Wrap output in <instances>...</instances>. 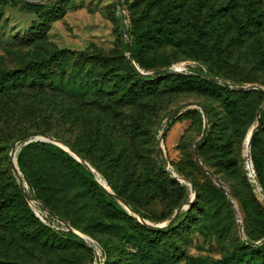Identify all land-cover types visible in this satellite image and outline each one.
<instances>
[{"label":"rangeland","instance_id":"1","mask_svg":"<svg viewBox=\"0 0 264 264\" xmlns=\"http://www.w3.org/2000/svg\"><path fill=\"white\" fill-rule=\"evenodd\" d=\"M35 1L0 0V68L17 69L29 60L47 58L55 50L64 52L65 68L63 72L59 71V76L65 79L76 73L78 76L84 75L90 69V57L85 58L86 54L94 56L103 53L111 58L106 67H101L99 63L93 64L88 82L93 79L97 82L104 81L107 75H112V65L116 69L125 68V42H130L127 33L139 31L145 20L141 16V8L134 6L133 0L121 1L123 19L117 0ZM245 1L237 0L240 11ZM22 2L30 3V6L22 7ZM257 4L264 19V0H257ZM222 5L224 0H207L202 13L191 21L193 34L200 36L199 41L192 38L186 41L187 35L176 37L183 42L179 46L138 41L135 49L139 51L143 65L150 71L162 67L167 61L177 59L173 64L183 70L179 73L205 74L230 85L258 84L264 89V26L259 27L252 35L238 37L229 10L219 13ZM40 17L44 23L39 34L33 35V39H27ZM164 80L165 78L157 80L159 87L150 98H140L135 104H125L117 112H110L113 122L109 124L106 122L110 118L96 117L92 127L81 126L79 123L85 117L82 113L76 114L74 102L77 97L73 98L71 94L65 103L73 112L64 118H52L34 116L27 112L30 92L25 88L17 86L10 91L0 89V196H11L19 176L25 191L37 194L45 202L35 198L28 200L22 193L34 215L37 213L42 217V220L39 219L41 224L30 216L21 201L16 199L11 202L9 218H0L1 258L17 260L23 264H99L104 258L100 244H105L112 254L107 264H138L133 258L128 261L124 258L120 262V257L116 254L118 246L124 241L106 228L107 223L118 219L126 225H133L131 220L123 215L112 216L99 199L98 190L93 186L92 191L87 189L81 175L65 161L61 162L55 155L45 151L41 155L32 149L25 157L28 174L23 176L19 169V175L13 172L11 158L17 166V155L24 144L19 143L18 139L13 141L9 130L40 127L48 128L50 133H57L63 140L73 143L85 156L93 159L98 166L96 179L104 181V176L109 178L113 185L133 200L145 220L150 223H168L173 208L178 203L183 205L185 201H182L190 197L187 182L195 184L202 208L194 206L190 213L186 212L187 208L183 209L182 214L171 223L174 230L163 236L162 241L165 247L169 245L182 251V255L175 258L173 264H218L241 237L235 214L223 194L221 197L224 201L217 224V218L212 214L213 209L207 201L211 185L215 184L193 164V144L201 135L204 122L202 116L188 114L186 110L200 111L199 108L182 109L164 133L170 110L187 101L206 104V120L209 117V123L200 158L217 171L239 211L243 228L247 229L252 238H259L261 228L253 223L245 206L253 197L263 207L264 201L246 168L243 141L239 137L241 131L255 124L257 110L240 127V123L232 121L224 109L220 93L197 88L169 90L164 85ZM261 110L264 115V100ZM134 119L137 121H133ZM236 124L239 131L234 133L233 141L237 161L234 165L224 167L214 144L224 140ZM113 126L117 131L120 129L123 135L108 147L103 135L107 128ZM98 127L99 137L96 134ZM259 129L258 144L264 146V126ZM161 133H164L161 139L163 154H160L156 143ZM13 146L15 151L10 155ZM46 156L49 163L44 161ZM131 159L136 160L137 167L149 166L153 171H157L159 162L162 161L165 170L167 168L170 171L168 173L171 179L177 183L171 188V195H155L141 187H134L129 176ZM171 173H176L185 181L173 178ZM28 180L33 188L29 186ZM121 206L126 214L132 216V221L140 222L132 212L122 204ZM50 209L68 224L73 223L96 238L85 241L91 251L78 243L68 244L59 240L67 232L73 231L51 217ZM124 247L130 253L135 252V248L129 243L124 242ZM94 254L97 255L96 258Z\"/></svg>","mask_w":264,"mask_h":264},{"label":"trees","instance_id":"2","mask_svg":"<svg viewBox=\"0 0 264 264\" xmlns=\"http://www.w3.org/2000/svg\"><path fill=\"white\" fill-rule=\"evenodd\" d=\"M36 1L35 3H40L41 1L46 0H40L39 2ZM206 2L207 0H133V5L141 8V16L145 19L141 28H139V31L136 33H127V36L130 39L128 44L134 64L128 60L126 55L124 57L125 68L123 70L116 69L112 65V75H107V78L105 79L106 81L97 82L93 79L91 82H88V79L90 73L93 71L94 63H99L101 67H106L110 63L111 58L108 55L103 53H97L94 56L86 54L85 58L90 57V69L87 70L84 75L78 76L76 73L72 77L65 79L59 76V71L63 72L65 68V63L63 61L64 52L63 50H55L47 58L29 60L26 64L17 69L3 70L0 68V89L10 91L15 89L17 86L23 89L25 88L26 91L30 92V98L28 100L30 106L29 108H26L27 112H30L34 116H49L52 118L56 116L64 118V116H68L70 112H73L66 106L65 103L71 94V97H77L76 101H73L76 104V114L82 113L85 117V120L79 123H81V126L92 127L94 118H110V120L106 122L109 124L113 122V117L111 119L110 112H117L118 108L125 104H135L140 98H145L146 96H149L150 98L159 87L157 80L165 78L164 85H166L169 90H188L197 88L203 89L207 92L220 93L222 95L224 109L231 116V120L235 123H240L241 127V124L244 125L246 118L250 116L252 117V115L254 116L256 110L262 106V102L264 100L263 90H235L232 86L242 85H230L227 82H216L202 76L203 74L195 75L172 72L148 76L140 73V70L143 72H150L161 68H168L170 65H174L173 63L176 62L177 59L171 62L167 61L162 67L149 71L143 65L140 53L135 49V44L138 41L143 40L145 42H153L156 45L172 43L173 45L179 46L183 44V42L181 39H177L176 37L179 36L181 38V35H187L185 38L186 41H188L189 38L199 41L200 36H195L193 34L191 21L195 20L198 17V14L202 13V8ZM24 6H30V3L22 2V7ZM239 7L240 4L237 0H224V5H222L219 9L220 14L229 10L230 18L235 26L238 37L240 35H252L259 27L264 26L263 13L258 9L257 0H246L243 3L242 11H240ZM43 21V18L40 17L36 27H34L32 32L28 34L27 39H33V35L39 34L40 27L44 23ZM126 46L125 42V51ZM135 67H137L138 70H136ZM72 69L74 68L72 67ZM186 113H196L199 117H201L200 111H196L195 109H188L186 110ZM207 113L208 108L206 106V114ZM175 117L166 123L164 133L167 128L171 126ZM133 121L137 120L134 119ZM208 123L209 117H207L206 120L207 131ZM263 126L264 115L261 110L259 127L251 135L249 148L252 168L254 170L256 180L261 188L260 193L262 195H264V146H260L258 143L260 141L259 128ZM116 129L117 128H115V126L107 128L106 133L103 135L104 139H106L109 144L108 147H111V143L123 135V133L119 131L120 129L118 131ZM238 129L239 126L236 124L233 127L234 132L231 131L224 138V140L217 141L214 144L219 153L222 166L224 167L234 165L237 161L233 137L234 133H238ZM248 129L240 132L239 137L241 142H244L245 134ZM29 134L46 135V137L51 136L50 138H54L63 143L75 152L82 160L86 161L94 170V174L97 172L96 170L98 166L93 159L89 156H85L80 149L73 145V143L63 140L57 133H50L48 128L38 127L35 129H28L27 127H22L15 130H9V136L13 139V141ZM96 134L99 137V127L98 130H96ZM206 139L207 132L205 138L198 146L197 151L199 158L200 150L203 145H205ZM32 149L36 150V152L41 155L43 154V151H45L49 154L55 155L56 159H59V161H65L74 171L81 175L83 184L86 185L87 189L89 188L91 190V187L93 186V188L98 190L99 199L101 200L104 208L108 210L112 216L121 217L123 215L125 218L131 220L133 225H126L124 222H121V219L114 220L106 224V228L110 232L118 235L124 242L129 243L133 248H135V252L130 253L124 247V242H122V244L118 246L119 248L116 254L118 258L120 257V262L123 261L124 258L126 261L133 258L138 261V264H160L165 262L173 264L172 262L175 261V258L182 255L181 250L176 247H170L169 245L165 247L164 242L162 241L163 236L174 230L171 223H173L174 219L182 214L183 211L181 210L174 215L176 209L181 206V203H178L173 208L174 211L169 217L168 223H166V225L162 228H153L139 221L134 222L132 221V216L126 214V210L121 206V204L113 196L108 194L101 184L96 181L94 174L91 173L82 162L78 161L69 152L60 148L56 144L48 141H34L24 145L17 155V166L23 176L28 174L25 157H27L29 151ZM192 160L193 164L201 170L194 162L193 152ZM44 161L49 163V158L46 156ZM200 161L221 180L215 169L207 166L201 158ZM130 164L131 167L129 169V176L134 183V187H141L142 190L155 195H171V188H174V185L177 183L174 179H171L168 171L165 170L162 161L159 162L157 171H153L149 166H145L144 168L141 166L137 167L136 160L133 159L130 160ZM201 171L204 172L203 170ZM206 175L213 180L208 174ZM104 178V181L113 193L126 202L130 208H132L137 214L141 215L143 219H145V216L140 212L136 204L133 203V200L113 185L109 178H106L105 176ZM28 184L31 188H33V185L29 180ZM191 184L194 187L195 199L187 207V213H190L194 206L202 208L200 203V194L196 189L195 184ZM29 194L32 198L39 199L45 203L37 196V194H32L31 191ZM222 194L225 195L224 197H226V201L231 207L227 195L220 188H218L216 184L215 186L211 185V191L207 195L208 205L213 209L212 214L217 218V224L220 220V210L224 201V198L222 199L221 197ZM189 198H185L182 202H186ZM16 199L21 201L30 216H32L36 222L41 224L39 220L40 218L34 215L32 210L27 206L18 184H15L10 197L0 196V218H9L11 202ZM245 208L253 223L259 225L261 228V235L259 238L254 239L244 227L243 230L245 233V239L247 241H259L258 239H262L264 237V207L260 201H257L253 197L251 201H248V205H246ZM49 213L55 215L61 221L66 222L53 210L50 209ZM69 225L73 230L77 229L78 231H75L90 237L92 240H96V238L90 233L76 227L73 223H70ZM59 240L68 244L78 243L80 246L86 247L91 251L85 241L74 231L67 232L65 237L61 236ZM100 246L102 249V256L104 258L99 264H107L112 258V254L105 244H100ZM0 264L23 263L17 260H7L0 257ZM218 264H264V243L252 246L247 244L244 240H242V238H239L235 247L232 250L227 251Z\"/></svg>","mask_w":264,"mask_h":264},{"label":"water","instance_id":"3","mask_svg":"<svg viewBox=\"0 0 264 264\" xmlns=\"http://www.w3.org/2000/svg\"><path fill=\"white\" fill-rule=\"evenodd\" d=\"M39 1L40 0H37L36 2H39ZM121 1L122 0H117L116 3H117L118 10H119V12L121 14V18L123 19L124 15H123V7H122ZM126 45H127L126 46L127 58H128V60L131 63L134 64V62L132 60V55H131V51H130V48H129L128 41H126ZM135 69L138 70L137 67H135ZM172 72H183V70L179 66H177L176 64H174V65H172V66H170L168 68L158 69L156 71L143 72L142 70H140L141 74H145V75H148V76H153V75L161 74V73H172ZM202 76H204V77H206L208 79H211L213 81L220 82L217 78L210 77V76L205 75V74H203ZM232 88L235 89V90H250V89L264 90L260 85H250V84H248L246 86H232ZM261 107L262 106H260L258 108L257 114H256L255 124L250 129V138H251V135L254 133V131L259 127V117H260ZM188 108H199L201 116L203 118V122H204L201 135L194 141V145H193V149H192L194 162L197 164V166L201 170H203L206 174H208L213 179L214 183L218 186V188H220L227 195L228 201H229V203H230V205H231V207L233 209V212L235 214L236 221H237V226H238V232H239V235L242 238V240H244L247 244L252 245V246L264 243V237L261 240H259V241H247L245 239V236L243 234V226H242V222H241L239 211L236 208L233 200L230 198V194H229L228 189L224 186L222 181L216 175H214L213 172L210 169L206 168L200 161V158H199L197 150H198V146H199L200 142L205 138L206 132H207L206 105L204 103H200V102H197V101L184 102V103L176 106L175 108H173L168 113V115L166 117V121L168 122L172 118L177 116L182 109H188ZM162 135H163V133H161L159 138H157V140H156V143H157L158 150H159L160 154H163V148H162V145H161ZM250 138L247 140V151L245 152L246 168L249 171V175L252 176L253 181L256 183L257 190L260 191L261 188H260V186H259V184H258V182L256 180V177H255V174H254V170L252 168V162H251V159H250V151H249ZM32 141H48V142H51V143L56 144V145L60 146L61 148H63L61 145H59V143H61V142H59L58 140H56L54 138L46 137V136H41V135H38V134H29V135L22 136L21 138L18 139V142L19 143H23L24 145L29 143V142H32ZM61 144H63V143H61ZM63 149L66 150L67 152H69L78 161L82 162L90 170V172L94 174V170L92 169V167L86 161L82 160L75 152H73L68 147H67V149H65V148H63ZM14 151H15V146H13L11 148L10 155L14 154ZM162 159H163L164 164H166L167 162H166V159H165L164 156L162 157ZM11 167H12L13 172L18 174V167L16 166V163L14 162L13 158H11ZM166 170L168 172H170L167 168H166ZM171 175H172L173 178H176V179H178L180 181H185L182 177L178 176L176 173H171ZM94 176L96 178L97 173H95ZM17 178H18V186H19L20 190L22 191V193L24 194V196L28 200H32V197L25 191L24 185H23L21 179L19 178V176ZM96 181L101 184V186L106 190V192L108 194H110L111 196L116 198L120 204H122L125 208H127L130 212H132L140 220V222H142V223H144V224H146V225H148L150 227H153V228H162V227H164L166 225V223L153 224V223H150V222L146 221L140 215H138L132 208H130V206L126 202H124L122 199H120L118 196H116L113 193V191L107 186L105 181H100L98 179H96ZM187 185L189 186V190L191 192L190 198L183 205H181L180 207H178L176 209L174 215L177 214L178 212H180L181 210L186 209L195 199V191H194L193 185L190 182H187ZM261 197H262V200L264 201V195H262ZM35 215L38 216L42 220V217H40V215H38L37 213H35ZM49 215L51 217L55 218L56 220L60 221L61 223H63L65 225L66 229H71L72 231L77 233L84 241H86V240L93 241L90 237L73 230L68 223L61 221L55 215H53L51 213H49ZM96 257H97V255L95 254V258Z\"/></svg>","mask_w":264,"mask_h":264},{"label":"bare ground","instance_id":"4","mask_svg":"<svg viewBox=\"0 0 264 264\" xmlns=\"http://www.w3.org/2000/svg\"><path fill=\"white\" fill-rule=\"evenodd\" d=\"M178 66V65H177ZM250 129L251 127L247 130L246 134H245V139L243 142V154H245V152L247 151V140L250 138ZM59 145H61L63 148L67 149L66 145H63L61 143H59ZM99 177V176H98ZM102 181V180H101ZM32 205V204H31Z\"/></svg>","mask_w":264,"mask_h":264}]
</instances>
